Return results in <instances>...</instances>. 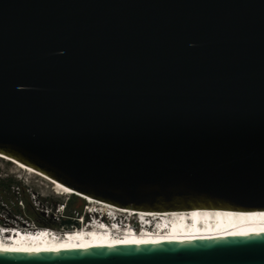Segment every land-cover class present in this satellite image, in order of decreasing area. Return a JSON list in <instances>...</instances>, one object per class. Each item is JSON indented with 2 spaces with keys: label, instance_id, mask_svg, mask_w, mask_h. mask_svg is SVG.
<instances>
[{
  "label": "water",
  "instance_id": "95a60500",
  "mask_svg": "<svg viewBox=\"0 0 264 264\" xmlns=\"http://www.w3.org/2000/svg\"><path fill=\"white\" fill-rule=\"evenodd\" d=\"M0 155L128 211H264V0H0ZM0 264H264V233Z\"/></svg>",
  "mask_w": 264,
  "mask_h": 264
},
{
  "label": "bare ground",
  "instance_id": "6f19581e",
  "mask_svg": "<svg viewBox=\"0 0 264 264\" xmlns=\"http://www.w3.org/2000/svg\"><path fill=\"white\" fill-rule=\"evenodd\" d=\"M1 158L12 161L18 167L25 168L31 173L37 174L48 180L54 187L53 190L58 195H78L65 185L54 182L40 172L22 163L10 160L7 157ZM82 197L86 202L96 206L104 213L109 210L110 214L117 215V212H125L126 217L139 215L143 220L154 217L157 226L153 229L145 226L138 231L131 226L121 229L119 225L106 227L100 225V220L93 225H82L76 230L54 231L49 228L27 229L25 233L15 231L13 234L0 229V250L1 251H48L81 249L96 246L111 245H133L142 243H155L165 241H186L193 239H211L234 235H247L264 233V211L261 212H235L222 210H195V211H172L170 213H146L119 209L108 203L97 201L90 197ZM106 207V208H105ZM98 208V207H97ZM118 216V215H117ZM3 228V227H0ZM13 229L19 230L15 227ZM12 232V231H11Z\"/></svg>",
  "mask_w": 264,
  "mask_h": 264
},
{
  "label": "rangeland",
  "instance_id": "374dc122",
  "mask_svg": "<svg viewBox=\"0 0 264 264\" xmlns=\"http://www.w3.org/2000/svg\"><path fill=\"white\" fill-rule=\"evenodd\" d=\"M7 161L9 160L0 157V176L13 177L20 181L25 189L14 187L9 196L3 195L4 200L0 204V206L4 208L1 210L3 215L6 216L8 210L14 211L16 207H19L17 209L20 211V214L12 218L1 216L4 224L0 223V227L5 228L10 226L11 228L15 227L17 229L46 227L54 231L69 230L80 227L81 222L79 219L82 217L86 219L89 218L87 210H92L94 207L97 209L96 205H87V202L77 195V197H73L56 194L53 190L54 186L48 180L37 174L31 173L25 168L18 167L12 161H9L11 163ZM98 206L102 207L101 205ZM32 209L35 212L31 219H27L26 214L28 211H32ZM72 209L80 210L79 215L72 212L77 224L64 228L61 224V220L67 219ZM121 213L126 214L125 212ZM133 217H135V215L132 216V218Z\"/></svg>",
  "mask_w": 264,
  "mask_h": 264
},
{
  "label": "trees",
  "instance_id": "16d2710c",
  "mask_svg": "<svg viewBox=\"0 0 264 264\" xmlns=\"http://www.w3.org/2000/svg\"><path fill=\"white\" fill-rule=\"evenodd\" d=\"M7 162L11 163L9 161H7ZM14 187H17V188L21 187V189H25V187L22 185V183L20 181L16 180V179H14L13 177H9V176L8 177H1L0 176V204L4 200L3 199L4 198L3 195L9 196V194L11 193L12 188H14ZM72 196L73 197H77L76 195H72ZM0 207H1L0 208V223L1 224H4V222L2 221L1 216H4V217L7 216V218H12L13 216H18L20 214V211L17 209L19 207H16V209L14 211L8 210V212H7L6 216H5V215H3L2 211H1L4 208L2 206H0ZM34 212L35 211H33V209H32V211H28V213L26 214V218L27 219H31V217H32ZM70 212H71V214L68 216L67 219H62L61 220V224H62V226H64V228L65 227L68 228L69 226H72L73 224H77L76 223V219H74V215H72V214L73 213H77V215H79L80 214V210L79 209H72V210H70ZM5 224H10V223H5Z\"/></svg>",
  "mask_w": 264,
  "mask_h": 264
},
{
  "label": "built area",
  "instance_id": "2783aa9c",
  "mask_svg": "<svg viewBox=\"0 0 264 264\" xmlns=\"http://www.w3.org/2000/svg\"><path fill=\"white\" fill-rule=\"evenodd\" d=\"M64 231V230H63Z\"/></svg>",
  "mask_w": 264,
  "mask_h": 264
},
{
  "label": "clouds",
  "instance_id": "9594fccd",
  "mask_svg": "<svg viewBox=\"0 0 264 264\" xmlns=\"http://www.w3.org/2000/svg\"><path fill=\"white\" fill-rule=\"evenodd\" d=\"M22 230V229H21Z\"/></svg>",
  "mask_w": 264,
  "mask_h": 264
}]
</instances>
